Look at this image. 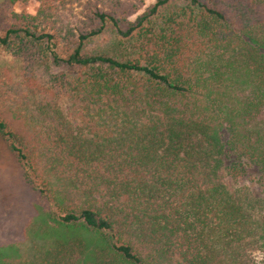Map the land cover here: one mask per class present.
I'll return each instance as SVG.
<instances>
[{"label":"trees","instance_id":"obj_1","mask_svg":"<svg viewBox=\"0 0 264 264\" xmlns=\"http://www.w3.org/2000/svg\"><path fill=\"white\" fill-rule=\"evenodd\" d=\"M35 1L34 16L2 14L9 26L0 51L22 62L29 85L65 96L96 147L74 164L72 153L30 146L23 131L6 133L0 122L41 206L16 209L12 196L0 208V264H81L89 246L73 232L79 226L128 264H148V246L188 264L264 255V223L219 175L236 181L256 168L264 189V0H155L134 21L141 0ZM174 2L182 4L162 17ZM74 4L81 11L71 23L65 12ZM108 33L111 47L88 50ZM53 159L68 163L65 175L81 171L79 187L90 189L58 227L47 221L51 196L36 193L28 177L51 191Z\"/></svg>","mask_w":264,"mask_h":264},{"label":"rangeland","instance_id":"obj_2","mask_svg":"<svg viewBox=\"0 0 264 264\" xmlns=\"http://www.w3.org/2000/svg\"><path fill=\"white\" fill-rule=\"evenodd\" d=\"M141 1H143V6L129 17V21H134L149 5L155 3V0ZM181 4L170 3L162 11L161 16L166 17L168 12ZM37 9L38 3L35 0H0V33L9 26L6 18V16L9 17V14L2 16L3 13L34 16ZM68 10L65 14L67 17L71 13L73 14L69 18V22L73 23L80 16L81 7L74 4L69 6ZM233 23L238 26L240 19L233 21ZM112 39L113 34L108 33L104 37L90 41L87 48L89 51L107 49L112 46ZM42 85L43 82L40 85L37 83L29 85L24 79L22 62L13 56L10 51H0V122L5 124L4 132L21 130L25 133L26 144L35 146V148L41 147L43 150L47 148L51 152L56 150L57 152L72 153L71 160L74 161V164H80L81 159L79 156L81 154L88 158L89 154L95 150V135L89 128L85 127L80 116L72 109L69 100L65 96L54 95L42 89ZM44 88H47V86ZM263 117L264 114L260 118ZM7 140H9V137L0 132V208L11 205V203H8L9 199H12V196H17L20 198V202H14V205H12L14 208H20L23 211L40 210L41 206L36 202L33 191H30L29 187L25 186L21 180V173L18 172L12 159ZM16 146L18 147L17 144ZM39 160L44 162L42 158ZM49 160L52 161L51 158ZM53 160L52 180L54 182L50 185L51 191L45 186L49 185L48 182L35 179L31 171V175L28 177L35 187L36 193L41 194L46 200L51 196L47 204L52 219L48 217L47 221L50 226L58 227L55 222L59 217H63L70 211L74 214L78 213V209L87 202L86 194L90 189L85 187L88 190L86 192L84 188L79 187L80 183L77 182L76 178L82 180L81 171H72L65 175V172L68 173V163L60 162L57 159ZM39 164H42V162ZM29 166H32L31 162ZM219 175L226 184L228 192L242 201L248 202L246 204H248L255 220L260 224L264 223V194L262 192L264 189L258 182V170L248 168V172L243 178L236 181L222 171ZM93 197L97 198L95 194H93ZM43 204H46V202L43 201ZM73 232L83 238L89 246L83 254L85 260L83 259L84 262L81 264H128L123 263L114 253L108 251L100 235L92 230L79 226L77 231L75 232L74 228ZM150 235L154 234L150 232ZM116 243L121 244L122 242L116 241ZM148 248V255L146 256L148 264H188L179 255H172L170 259L155 257L152 255L151 246H148ZM91 251H93V254H90ZM151 255L153 257H150ZM245 259H247L248 264H264V255L257 251H247L242 260L245 261Z\"/></svg>","mask_w":264,"mask_h":264}]
</instances>
